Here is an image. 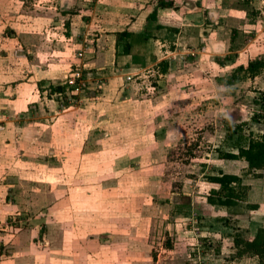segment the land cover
I'll use <instances>...</instances> for the list:
<instances>
[{
    "label": "rangeland",
    "instance_id": "obj_1",
    "mask_svg": "<svg viewBox=\"0 0 264 264\" xmlns=\"http://www.w3.org/2000/svg\"><path fill=\"white\" fill-rule=\"evenodd\" d=\"M197 1L206 32L190 28L174 46L181 21L163 14L175 28L152 34L162 51L205 54L177 55L164 75L134 36L119 47L130 54L114 56L117 32L153 27L158 0H0V264L258 263L237 259L232 242L251 209L210 205L206 176L237 140L229 127L246 123L245 139L264 128L252 122L264 76L232 52L255 36L245 23L264 30V5ZM256 40L264 60V34ZM75 69L90 89L62 105L50 87Z\"/></svg>",
    "mask_w": 264,
    "mask_h": 264
},
{
    "label": "crops",
    "instance_id": "obj_2",
    "mask_svg": "<svg viewBox=\"0 0 264 264\" xmlns=\"http://www.w3.org/2000/svg\"><path fill=\"white\" fill-rule=\"evenodd\" d=\"M176 1V0H175ZM216 1V2H213ZM251 3L252 0H246V3ZM194 3H191V7H187V5L189 4H185V5H178L177 2H174V8L173 9H159L157 11V15H156V19L154 21L152 20H148L149 15L152 13V11L150 12V14H147V24L146 26H156V27H152V28H148L145 33H135L133 31L130 30H126L127 32H129L131 34V36L128 39L133 38L134 36V40H138L139 42H145L147 43L148 46V51L147 54L145 56V64L149 63V62H153L151 63V65H159L161 62L165 63L168 67L167 70H169V67H171L172 63L174 62V60H177V55H181V54H191V55H195L196 53L199 54H205L203 51L204 49L202 48L201 51H194V50H189L187 48L184 49H176L175 51L172 50H163L164 46L163 45L166 41V39H154V34H152V32H167V30H169L168 28H175L173 20H167L166 18L162 17L163 14H168L169 16L171 14H173L174 16L178 17L181 21V27H179V31H178V36L179 38L177 39V43L173 42L172 44L174 46L177 45H181L180 42H182V38L183 36H185L187 33L194 32L196 30H193L196 26H198L200 33L203 34V31L207 29L208 24H204L202 27L200 25L201 22V14L202 12H205L204 10V3L203 2H198L197 0L193 1ZM205 2V0H204ZM193 4H194V8H193ZM212 4L214 6H217V0H210V6L212 7ZM261 4L264 5V0H261ZM204 9V10H203ZM215 10V9H214ZM260 10V9H258ZM237 10L231 9L230 12L234 13ZM217 13H219V11H216ZM209 14H212V12H209ZM261 14H264L263 11H261ZM217 15V14H216ZM210 20L213 21V23L217 22V19H215V17H211L210 15ZM171 21V22H170ZM213 25V24H211ZM161 26V27H158ZM246 26H250L252 28H256V33L254 38H251L248 40V42H244L241 44L240 47H235L232 51L234 53H237L240 55V59L242 62L245 61L246 59V64L249 63L250 61H254V60H262V55L261 53H258L257 55L254 56V50L257 49V46L259 47V45H256L255 42L257 41L256 38H259L260 33L262 32L264 34V30L260 29V23L259 24H254V23H245V27ZM256 26V27H255ZM193 28V29H190ZM235 30L237 29H233L231 32L234 34L233 36L238 37L241 35V31L236 32ZM122 32V31H121ZM151 32V33H150ZM177 33V32H175ZM243 33H245V31H243ZM198 38H200V34H198ZM238 35V36H237ZM116 36V35H115ZM142 36V37H141ZM152 36V38L150 37ZM168 38H172L171 36H169ZM214 38L211 34V37H209V39ZM145 40V41H144ZM200 42H203L202 40H199ZM117 42V41H116ZM152 42V43H151ZM125 43V41L123 42ZM153 44V45H152ZM158 44L161 46V50H158ZM214 43L211 41L210 45H213ZM128 45L130 46V44L128 43ZM120 46H122L121 43H115L114 44V56L115 58H120L121 56H127L130 54V51L132 49V47L130 46V50L128 52V54H124V51H120ZM183 50V51H182ZM215 50H218V48H216ZM264 51V48L262 49V52ZM258 52H261V49H259ZM113 56V57H114ZM116 60V59H115ZM115 67V61L113 63V68ZM134 66H132V64H127L125 65L122 70L124 71H128L131 70ZM264 72V70L262 71ZM167 74V72L165 73ZM164 74V75H165ZM261 74V73H260ZM264 74L262 73L260 76L257 75L254 77L255 80L257 79H261L263 78ZM264 88V87H263ZM264 90V89H263ZM259 134H264V128H262L259 132ZM218 161L220 162L219 167H217L216 171H222L224 174H229V175H243L244 173L247 172V167L248 164L245 161H231V160H220L218 159ZM243 184L248 185L250 187V191L248 192V196H247V200L246 202H242L239 203L237 206L235 207H230V208H223L226 211H230L233 213H238L236 210L239 208H243V207H248V209H250V205H257L258 208L256 210H247L249 215H238L236 216V218L240 221L237 225L238 228H243L248 235L254 236V234L256 233V231L260 228V227H264V172L262 173V176L258 179L253 178L252 176L248 175V176H243ZM213 188H217V186L212 185ZM222 208V207H220ZM242 224V225H241ZM248 236V237H249ZM250 260H254L252 261V263L255 262V260H257L256 258L254 259H250ZM242 261V260H241ZM257 262V261H256ZM242 263V262H241ZM244 264V263H242ZM247 264V263H246Z\"/></svg>",
    "mask_w": 264,
    "mask_h": 264
},
{
    "label": "trees",
    "instance_id": "obj_3",
    "mask_svg": "<svg viewBox=\"0 0 264 264\" xmlns=\"http://www.w3.org/2000/svg\"><path fill=\"white\" fill-rule=\"evenodd\" d=\"M174 0H158L148 20L154 21L156 19L157 11L159 9H173ZM131 34L127 31L117 32V43H123ZM130 46L126 43L123 47L124 54H128ZM158 67L160 72L165 74L167 72V65L161 62ZM241 70L243 68L241 67ZM264 70V60H254L247 63L244 71L248 72L251 77L257 76ZM63 89L61 85L50 87V90L58 91ZM260 97L257 99L262 113L254 115L252 122L264 125V91L259 93ZM242 126L236 128H228L226 134L227 141H233L234 136H238L236 141H233L230 151L218 150V159L231 161H245L248 164L246 176L250 175L255 179L262 176L264 172V134L253 135L249 133L248 138L245 139L241 134L243 132ZM244 175H229L222 171H216V174L206 176V180L211 185L217 186L210 191L207 197V202L212 206L230 208L235 207L239 203L246 202L250 187L243 184ZM257 205H250L251 210H256ZM238 228V227H237ZM233 247L236 249V258H257V264H264V227H260L254 236L245 238L243 232L238 228L233 235Z\"/></svg>",
    "mask_w": 264,
    "mask_h": 264
},
{
    "label": "built area",
    "instance_id": "obj_4",
    "mask_svg": "<svg viewBox=\"0 0 264 264\" xmlns=\"http://www.w3.org/2000/svg\"><path fill=\"white\" fill-rule=\"evenodd\" d=\"M82 56V53L79 54ZM93 77L90 74L84 73L81 69H75L72 71L65 83L61 85L63 89L58 91H51V96L62 102V105H70V101L73 98H80L83 94L90 89L89 85L92 83ZM128 81L132 80V77H127Z\"/></svg>",
    "mask_w": 264,
    "mask_h": 264
}]
</instances>
